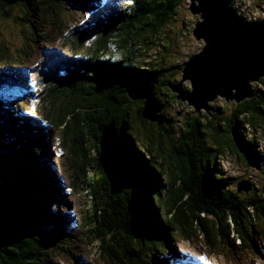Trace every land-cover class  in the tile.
I'll return each mask as SVG.
<instances>
[{
	"label": "trees",
	"instance_id": "16d2710c",
	"mask_svg": "<svg viewBox=\"0 0 264 264\" xmlns=\"http://www.w3.org/2000/svg\"><path fill=\"white\" fill-rule=\"evenodd\" d=\"M69 1L91 11L86 24L39 37L32 18L47 26L58 12L54 5ZM69 1L0 0V20L18 11L16 20L26 24L22 36L44 39L50 47L42 50H51L45 54H57L44 74L47 61L38 62L44 54L33 60L27 42L16 50L19 60L0 43V264H58L59 255H72L70 244L83 241L97 243L111 264H175L170 257L181 242L201 241L211 255L258 252L264 246V152L257 137L264 135V79L252 99H221L209 113L191 110L182 124L171 107L183 103L167 84L182 77L185 63H171L170 32H179L173 25L188 0ZM180 28L178 34L194 27L183 19ZM38 71L35 112L6 107L13 98L31 97L29 73ZM142 81L154 84L164 106L160 125L143 118L144 101L128 97ZM29 112L34 117L24 115ZM111 122L132 174L131 188L119 194H112L99 163L101 133ZM230 154L263 181H244L250 190L239 192L240 179L223 166Z\"/></svg>",
	"mask_w": 264,
	"mask_h": 264
},
{
	"label": "water",
	"instance_id": "95a60500",
	"mask_svg": "<svg viewBox=\"0 0 264 264\" xmlns=\"http://www.w3.org/2000/svg\"><path fill=\"white\" fill-rule=\"evenodd\" d=\"M190 1L189 11L199 16L192 34L204 46L185 63L181 81L167 84L168 89L195 113H209L217 99L236 103L252 99L254 84L264 79V27L239 17L233 0ZM186 81L190 82L189 91L184 89ZM128 97L144 101L143 118L161 124L159 114L164 106L156 101L153 83L142 81L133 85L128 89ZM99 163L112 194L131 188L130 165L115 122L101 133ZM249 190V184L239 186V192Z\"/></svg>",
	"mask_w": 264,
	"mask_h": 264
},
{
	"label": "rangeland",
	"instance_id": "374dc122",
	"mask_svg": "<svg viewBox=\"0 0 264 264\" xmlns=\"http://www.w3.org/2000/svg\"><path fill=\"white\" fill-rule=\"evenodd\" d=\"M39 1L41 2V0ZM247 1L250 2V5H249V8L251 10L250 14L254 15V19L264 18V0H247ZM190 2L191 1L188 0L184 4V7H182V9L180 10L178 14V21L174 23L173 25L176 29H178L179 31L178 33L182 32V28H180V26H181V21H183V19L185 20V22H189L190 27L192 26V28L194 27V23L199 20V16L191 15L189 11ZM247 4L248 2L246 3V5ZM50 6H53V5H50ZM54 6L56 7V11L58 12L55 11L56 14H50L51 19L46 21L47 26H44L43 22L40 19L36 17L32 18V22L37 28L36 32L39 37H42L44 34H47L48 32H51V30L53 29L61 30L63 34H65L67 31L72 29V27H78L80 26V24H83V23L86 24V20L88 19V16L91 12V11L85 12L83 9L79 8L78 5H76L74 2H70V1L57 4ZM88 10H91V8L89 7ZM19 15L20 14L18 11H14L10 14V16L7 19L0 20V43L6 46L8 50L14 54L15 60H19L20 58H19V55L16 54V50H18L20 47H23L22 43L26 44L27 42V44L30 45L31 47L32 51L30 52L33 54V60H39L44 54L43 60L38 61V62L40 64V62L45 61V63H43V66H44L47 61V64L44 66V69L43 68L41 69V71L43 70V73L45 74L47 69L49 68L52 69V67H54V61L52 59H55V55L57 54H55L54 57L51 55V53L45 54V53L50 52L51 50L48 52H45L44 49L50 46L44 45V41H43L44 39L33 40L31 38L26 39L22 36L21 33L26 28V24L20 23L16 20L19 17ZM186 15H189L190 18H187ZM178 33L175 34V32L174 33L170 32L171 38L174 41L173 43L174 52L171 58V63L180 65V64H184L188 62L189 57H191L192 55L199 54L204 45L202 42H197L194 39L191 29L185 30L183 34H178ZM42 48L44 49L42 50ZM155 56L156 55L153 54L150 60H153ZM150 60L147 59L145 63H148ZM33 69H36V68H33ZM2 70H6V68ZM39 72L40 71H38L37 73L35 72L29 73V81H30V86H31L30 99H27L25 100L26 102H23V101H18L17 99L13 98L11 101L6 102L5 104L6 107L14 108V110L15 109L21 110L24 107H29L32 111L35 112L34 108L32 107H38L40 105L39 103L40 98L37 96L38 93L40 92V88H39L38 80L36 79V76ZM32 73H34L33 76H32ZM32 84H34L33 87H32ZM2 86H7L9 88L10 84L7 85L3 83ZM21 86L22 84L16 85L15 92L18 93L19 87ZM184 87H188L190 89V82L188 81L184 82ZM160 88L163 89L162 86ZM262 89L264 90V88ZM5 90L7 91V89ZM161 93L163 96L164 95L166 96V97L164 96L163 99L168 98L167 96L168 93L165 90H162ZM170 100L172 101V98ZM217 101H219V99H217L213 104H216ZM182 105L183 106H180V105L172 106L171 113L172 115L177 114V117L179 118V122H181L182 120V124H183L184 119H186V117L189 116V113L191 110H193V108L189 106L186 102H184ZM217 105L220 107L222 106L220 103H217ZM24 115L25 116L27 115V117L33 116L32 112L24 113ZM257 133L258 132H255V134ZM257 137L260 138V144H261L260 146L264 152V135L259 132L257 134ZM178 139H176L177 142H178ZM58 150L60 151V149ZM56 154L58 156L61 155L58 152H56ZM165 154L169 155L167 150ZM55 164L57 165L56 162ZM223 166L225 167V169H227L229 176L240 179L239 180L240 184H243L244 181H247L251 185H256L257 183L259 184L260 182L263 181L260 175H258L255 171H249V169H247V167L244 166V164L239 160V158L233 154H230L229 157L226 160H224ZM57 168H58V165H57ZM236 184L234 187H236ZM83 200H84V203L86 204L88 203L87 197L83 196ZM195 243H198V244L181 242L180 244L177 245L179 247L178 248L179 253L180 254L182 253V255L185 256L181 264H264V246L260 243H259V250L255 254L254 253L252 254L251 251H248L247 253H245L246 252L245 251V252L240 253L239 256H236L233 253H230L229 251L225 252V256L217 255L216 252L214 253V255H211L209 254V251L208 252L205 251L204 250L205 248L201 246V241H198V242L196 241ZM69 249H71L72 255H69L68 259L59 255L58 258L61 259V261L58 260V264H68V263L69 264H111V262L107 259L106 256H101L102 254H100V251L97 248V243L88 244V245H87V242L85 241H83L81 245L78 243L76 245L72 243L70 244ZM67 261H70V262H67Z\"/></svg>",
	"mask_w": 264,
	"mask_h": 264
},
{
	"label": "built area",
	"instance_id": "2783aa9c",
	"mask_svg": "<svg viewBox=\"0 0 264 264\" xmlns=\"http://www.w3.org/2000/svg\"><path fill=\"white\" fill-rule=\"evenodd\" d=\"M247 2H248L247 4L248 6L246 5ZM249 5H250V2L247 0H236V8L239 11V15L244 17L248 21H254V15L250 14L251 10L249 8Z\"/></svg>",
	"mask_w": 264,
	"mask_h": 264
},
{
	"label": "clouds",
	"instance_id": "9594fccd",
	"mask_svg": "<svg viewBox=\"0 0 264 264\" xmlns=\"http://www.w3.org/2000/svg\"><path fill=\"white\" fill-rule=\"evenodd\" d=\"M101 1H103L104 3H107L109 0H101ZM235 2V3H234ZM190 4H191V2H190ZM233 7H234V9H235V11L237 12V15L239 16V17H241V18H243L245 21H247V22H251V23H258V22H260V21H262L263 19H261V20H258V21H248V20H246L244 17H242V16H240L239 15V11H238V9L236 8V0H233ZM89 17V16H88ZM9 70H13V68H9ZM21 72V71H20ZM21 74H22V72H21ZM17 83H19V82H17ZM14 84H10V86H13ZM15 85H18V84H15ZM18 93H21V94H23L22 92H18ZM19 99V98H18ZM30 99V98H29ZM225 168V167H224ZM227 170V169H226Z\"/></svg>",
	"mask_w": 264,
	"mask_h": 264
},
{
	"label": "bare ground",
	"instance_id": "6f19581e",
	"mask_svg": "<svg viewBox=\"0 0 264 264\" xmlns=\"http://www.w3.org/2000/svg\"><path fill=\"white\" fill-rule=\"evenodd\" d=\"M259 18V17H258ZM260 19V18H259ZM256 20H258L257 18L256 19H254V21H256Z\"/></svg>",
	"mask_w": 264,
	"mask_h": 264
}]
</instances>
